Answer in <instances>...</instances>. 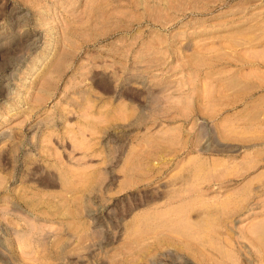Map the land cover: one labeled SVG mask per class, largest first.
Returning a JSON list of instances; mask_svg holds the SVG:
<instances>
[{
	"label": "rangeland",
	"instance_id": "1",
	"mask_svg": "<svg viewBox=\"0 0 264 264\" xmlns=\"http://www.w3.org/2000/svg\"><path fill=\"white\" fill-rule=\"evenodd\" d=\"M0 264H264V0H0Z\"/></svg>",
	"mask_w": 264,
	"mask_h": 264
}]
</instances>
